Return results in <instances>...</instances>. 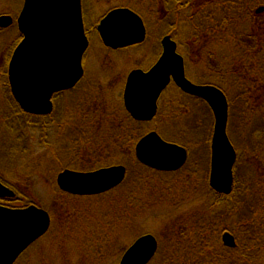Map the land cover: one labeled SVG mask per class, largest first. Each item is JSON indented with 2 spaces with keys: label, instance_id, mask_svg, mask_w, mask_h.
<instances>
[{
  "label": "rangeland",
  "instance_id": "rangeland-1",
  "mask_svg": "<svg viewBox=\"0 0 264 264\" xmlns=\"http://www.w3.org/2000/svg\"><path fill=\"white\" fill-rule=\"evenodd\" d=\"M252 1L256 3L252 10L254 16L252 22L261 24L264 22V11L258 13V10L264 9V0ZM23 4L24 0H0V17L11 16L15 20L19 16ZM121 6H136L143 14L149 28L147 42L142 46L131 47L132 49L129 51L113 53L108 56L110 60H104L105 50L100 44L98 33H96L97 24L108 11ZM149 6L150 4L146 0H84L86 30L89 32L92 45L87 53V61L85 56L83 67H85L87 83L91 85L92 89L96 88L92 90L94 94L104 92L103 88L101 89V84H105L108 79L113 84L120 85L124 73L127 75L129 69L140 67L142 64L147 65L150 63L152 55L159 52L158 46L154 42L163 35L160 34V29L164 27L165 23L157 14L159 10L154 9L156 13L153 11L151 13ZM152 7L151 5L150 8L153 10ZM188 10L189 8L185 11L182 10L181 16L175 21L177 31H174L177 32L174 35L176 36L174 40L179 45V52L186 59L187 77L197 84L224 85L222 88L227 91L229 101L228 124L230 127H228V132L235 138L238 156H241L242 159H252V156L250 157V154H247L248 151L246 153L245 150L251 141L263 142L264 140L263 134L260 132L254 134L253 139L250 138L252 130L259 129L257 122L260 121L261 111H264V103H262L264 93L258 96L246 95L242 86L234 84L232 79L234 74L238 78L242 75V78H250L252 83H256L263 74L251 77V73L246 75L245 70H239V67L234 70L231 67L224 68L223 64L233 66L235 63L233 53L240 52L235 48L243 47L246 43L251 47L252 53L259 55L257 62L263 63L262 67L264 68V48H260L262 43L248 39L249 34L242 37V35L234 33L233 22L229 23L230 17L222 19L220 14H215L212 19L215 27L213 32H216V35L212 34L207 37L205 33L209 32L195 30L194 20L189 14L191 10L189 12ZM164 12L166 11H163L161 15L165 14ZM181 17L182 21L179 20ZM172 26L174 25L171 23V26L166 27H170L172 30ZM168 35L172 37L171 34ZM18 36L16 25L0 29V177L20 192V195L15 193L13 199H0V206L24 208L29 204H35L53 214L55 219L53 228L51 227L47 235L39 239V243L31 247L17 264H118L124 252L123 249L142 234H153L158 240L160 238L164 241L171 240L172 232L176 230L175 223H179L181 218L185 219L189 216L190 211H199V208L203 207L202 205L206 204L207 200L211 201L210 197L207 198L205 195L208 192L205 184L208 165L205 162H207L208 156L210 158L214 117L212 119V112L207 103L186 96L178 91L175 85H171L169 93L162 100L160 118L152 123L142 124L136 127V130L132 128L136 124L129 122L122 112L119 113L117 120L113 121L110 119L112 117L111 110H104V108L103 110L95 108L96 111L91 109L86 112L75 110V113L72 112L63 119L62 124H51L52 121L62 120H57V117L46 119L45 122L49 126H43V123L38 120L28 123L26 119H23L20 123L21 119L15 115L14 108H11L7 92L9 89L8 77L7 71H5L7 55L12 54L11 49L13 46L16 47L15 41ZM144 56L146 62H143ZM213 57H215L214 61H212ZM251 65H254V61L249 60L247 66ZM83 85H86V77L84 83L79 87L82 88ZM105 92L107 93L106 99L111 101H115L120 93L119 88L112 92L109 90ZM78 96L79 101L82 94L76 93L75 98ZM172 101H175L174 105H172ZM84 105V109H86V103ZM245 107H248L251 112L246 111ZM173 108H175V113H172ZM6 113L13 114L14 120L10 118V121L5 119L3 122L2 117L6 116ZM176 115L178 119H171ZM100 118L105 119L102 122L105 126L101 129L98 128L101 123V120H98ZM90 121L92 122L88 124ZM151 130L158 131L166 141H178L188 149L189 159L182 175V185L177 186L174 183V180L176 181L178 178L173 174L169 176L156 175L154 178L160 179L161 182L151 203L149 205L147 203V207L140 203H134V201H139L137 200L138 195L136 198H132L134 201H128L127 204L121 200L123 208L119 209V217L116 216L117 202L114 200L115 198L108 200L99 198L97 202L90 201L88 203L76 202L74 198H71L67 201L70 206L69 210V206L65 205L66 202L62 201L64 197L57 192L59 188L55 182L57 175L63 171L59 167L60 161L65 162V165L70 167L68 170L72 171H95L105 167L125 165L127 175L128 170L137 174L135 163L130 162L128 154H123L121 150L119 158L114 156L115 145L113 141L110 142V139L126 133L129 140V136L133 134L136 136L138 132L147 133ZM200 130L201 133H198L199 136H197L196 133ZM44 141L49 147L44 145ZM116 144H118V139ZM124 145L128 146L127 141ZM75 155L77 156L75 157ZM55 157H57L56 160ZM71 160L74 163H71ZM262 165L260 164L258 167L261 168ZM80 166L86 167V169L80 168ZM39 167L42 169L36 170ZM123 188L128 191L127 186ZM123 198L124 196L121 197V199ZM69 213L72 214L70 222L66 223V229H61L62 224L66 222L65 214L69 216ZM91 219L94 220L93 223L90 222ZM107 221H112L118 229L111 231L112 236L119 232L121 239H118L117 244L114 243L116 245L113 248L106 249L104 244V253H102L104 256L97 259L98 256L92 252V246L94 247L96 241L103 235L98 227L99 224ZM88 231L91 232L90 238L86 236ZM169 231L171 232L169 233ZM85 242L90 246V250L85 247ZM162 252L159 251V253ZM157 261L156 259L151 264H157Z\"/></svg>",
  "mask_w": 264,
  "mask_h": 264
},
{
  "label": "water",
  "instance_id": "water-1",
  "mask_svg": "<svg viewBox=\"0 0 264 264\" xmlns=\"http://www.w3.org/2000/svg\"><path fill=\"white\" fill-rule=\"evenodd\" d=\"M82 0H25L16 20L22 41L14 49L8 68L13 97L25 112L46 115L52 111L54 93L75 87L84 76L83 57L89 42L85 33ZM264 9H259L263 12ZM14 24L11 16L0 17V28ZM106 47L125 48L145 41L143 19L129 8L112 10L97 26ZM163 53L148 72L135 70L128 77L124 93L126 110L139 122L151 121L163 90L171 83L184 93L207 102L214 116L209 183L219 194H230L234 183L237 153L228 134L229 105L222 90L192 83L185 74L184 58L171 36L162 41ZM137 160L160 172H176L188 158L187 150L164 141L156 132L136 145ZM124 166L91 172L65 170L57 177L59 189L75 196L107 193L125 180ZM15 192L0 182V199H13ZM50 214L36 205L25 208L0 206V264H16L51 227ZM224 246L236 247L234 235L222 236ZM158 250L153 235H144L126 250L119 264H149Z\"/></svg>",
  "mask_w": 264,
  "mask_h": 264
},
{
  "label": "trees",
  "instance_id": "trees-1",
  "mask_svg": "<svg viewBox=\"0 0 264 264\" xmlns=\"http://www.w3.org/2000/svg\"><path fill=\"white\" fill-rule=\"evenodd\" d=\"M146 1L149 2L150 6L151 5L153 6L152 7L153 10L150 8V6L148 7L150 12L152 13V11L154 12V9H158L159 11L157 12V14L161 16L159 18L162 20V22L165 23L163 25L164 27L160 29V34H171L172 38L174 39L176 37L174 35L177 33L174 32L177 31L175 29L177 26L175 21L179 18V16H181L182 10L185 11L187 8H189L188 12L191 10L189 14L192 15L191 19L194 20L193 26L195 27V30H197L198 32L201 30L203 32L213 33L215 27L212 19L214 18L215 14H220L222 19L227 18V16H229L231 19L229 23L232 24L233 22L232 27L234 33L240 34L242 35V37L249 34L250 37L248 36L249 37L248 39L250 40L254 39L258 43L261 42L262 44L260 45V48H264V22L261 24H254L252 22V19L254 18L252 10H253V6L256 4L252 0H218L217 2H213L214 0H146ZM121 7H127L133 10L138 15H140L144 20L143 23H145L147 27V33H149L148 31L149 28L144 19V16L141 12H139L136 6H121ZM166 8H168L167 10L169 11H167ZM163 11L166 12H164L165 14L161 15ZM179 20L182 21V17ZM208 22H209V26H208ZM171 23L172 25H174L172 26V30H170V27H166L168 25L171 26ZM18 37L15 41V44L16 43L18 44V42H20L21 40L20 39L21 37L20 36ZM12 49H14V46ZM12 49L11 52L13 51ZM235 49H239L240 51L239 53L241 54L233 53L234 57L233 56L232 57L235 59V63L233 64V66H231V64L230 66L228 64L226 65L223 64L224 68L231 67L232 69L235 70L237 67H239L240 68L239 70H245L246 75L247 73H251V77H255V75L257 76L259 74L261 75L263 74V76L259 78L261 82H259L260 81L259 80L256 83H252L250 78L247 77L242 78L241 77L242 75H240V78H238L234 74V77L232 79L234 81V84H237L238 86H242L243 92L244 93L246 92V95L258 96L264 93V68L262 67L263 63L257 62L259 55L257 56L254 53H252L251 47L248 46L246 43H244L243 47L242 46L236 47ZM10 56L11 53L7 55L5 71H7V65ZM214 58L215 57H213L212 61H214ZM249 60L254 61V65L247 66V62ZM215 86L220 88L226 94L227 91H225V89L222 88L224 87V85L216 84ZM8 95H9L8 96L9 101L11 102V108L12 107L14 108V113L17 117H19V115L25 116L26 121L28 123H34L35 122L34 120H37L35 115L28 114L24 112L22 109H20V106L12 97L10 91ZM174 102L175 101H172V105H174ZM262 103H264V101ZM245 108L246 111L251 112L248 110V107ZM174 109L175 108L172 109V113H175ZM211 117L213 119V114H211ZM127 119L129 122L136 124L135 126L134 125L132 126L134 130H136V127L142 125V123L133 121L129 116H127ZM171 119L174 120L178 119L177 115L175 117L172 116ZM257 123L259 129L252 130L250 138L253 139L254 134L260 132L263 134L262 137L264 139V111H261L260 121H258ZM228 127H230L229 124ZM147 133L138 132L136 136L132 133L133 135L131 134L132 136H129V140L128 137H126L127 136L126 133H123V135L120 136H116L115 138L112 137L110 139V142L113 141L115 145L114 156L116 158H119L121 150L123 154H128L129 156L128 159H130V162L132 161L135 163V172L137 171V174H134L131 170H128V175L127 178L125 179L126 181H123V183L118 187V189L116 188L110 192L99 195V197L97 196V197L76 198L68 194L62 193L58 190L57 192L62 194V196L64 197L62 201L66 202L65 205L69 206L67 201H69V199L71 198H74L76 202L80 201L86 203L90 201L97 202L99 198H101V200L103 199L108 200L111 198H115L114 200H116L117 202L116 216L119 217V211H120L119 209L121 207L123 208L122 202H125L127 204L128 201L129 202L134 201V199L132 198L133 197L136 198V195H138L137 200L139 201H134V203L137 204L140 203V205H143L144 207H147L151 203V199L152 197L154 198L156 196L157 193L156 189L159 187V184L161 182L160 179L156 180L154 178L156 175L164 174L169 176L170 174H173L175 175L176 178H178V180L176 181L174 180V183L177 186L182 185L183 182L181 181V179L183 177L182 176L183 173L185 172L186 166L178 172L165 174L151 170L148 167L141 165L137 161L134 150L135 145L142 137L146 136ZM198 133H201V130L196 133L197 136H199ZM228 135L237 151L236 143L234 140L235 138H233L229 134V132ZM130 137L132 138L130 139ZM117 139H118V144H116ZM126 141L128 146L125 147L124 143ZM168 142L181 145L180 143H178V141H174V140H170ZM44 145L46 147H49V145L46 144L45 141H44ZM181 146L185 147L184 145ZM13 151L16 150L13 149ZM245 152L247 154H250L249 156L250 157L252 156V159H248V158L242 159L241 156L240 157L238 156L234 167V184L230 194H219L211 189L208 180L209 179L208 175L210 173L209 171L210 158L208 156L207 162H205L208 165V171L205 174L206 175L205 184L208 189V192L205 195L207 196V198L210 197L211 201L209 202L206 199L207 200L206 204H203L202 205L203 207H200L199 211H194V210L190 211L189 216H187L185 219L180 217L181 218L179 220L180 222L175 223L176 230L175 232H172L173 233L172 239L169 241L168 240L164 241L162 238H160L158 240L159 248L157 254L155 255L154 259H152L150 264L153 263L156 259L158 260L157 264H264V140L263 142L251 141L249 147L245 150ZM76 156L77 155H75V157ZM57 157H55V160L57 159ZM71 163L74 162L71 160ZM59 164H60L59 167H61L62 170L70 168L67 167L65 165V162L63 161H60ZM260 164H263L261 168L258 167ZM31 165L34 166L33 164ZM70 166H74V165H70ZM80 168L86 169V167H81V166ZM137 168L139 169L137 170ZM41 169L42 168L39 167L36 170L40 171ZM0 180L3 182V184L13 189L17 193V195H20V192L14 186H11L10 183L6 182L1 177ZM124 186L128 187V191L124 190L123 188ZM122 196H124L123 199H121ZM121 200L123 201L121 202ZM147 203L148 205H146ZM65 205L63 206L65 207ZM68 208L70 210V206ZM67 215L68 214H65L66 222L62 224L61 229L62 228L66 229L65 226L66 223L70 222V217L72 216V214L69 213V216ZM51 216H52V225H53V221L55 217L53 214H51ZM90 222L93 223L94 220L91 219ZM98 227L101 229L103 235H101L100 238L96 241L94 247L92 246V250H93L92 252L94 253L95 256H98L96 257L97 259L98 258L101 259L104 256V254H102L104 253L103 252L104 248L105 247L106 249L108 247L113 248V246L117 244L116 242L118 241V239L119 240L121 239V236L119 232H116L117 234L115 236H112L111 231L118 230L116 229L112 221L109 222L107 221L106 223L105 222L100 223ZM88 232L86 236L90 238L91 232L90 233ZM170 232L171 231H169V233ZM226 232H229L232 235H234L236 240L235 248H228L223 245L222 235ZM142 235H140L139 237H141ZM38 243L39 242H37V244ZM104 244L106 246H104L103 248ZM131 244L132 243L130 242V244L123 249L124 251L123 254ZM85 247L88 250H90V246L86 244V242H85ZM159 251H163V252L159 253Z\"/></svg>",
  "mask_w": 264,
  "mask_h": 264
},
{
  "label": "flooded vegetation",
  "instance_id": "flooded-vegetation-1",
  "mask_svg": "<svg viewBox=\"0 0 264 264\" xmlns=\"http://www.w3.org/2000/svg\"><path fill=\"white\" fill-rule=\"evenodd\" d=\"M217 1L218 0H214V2H217ZM227 18H229V16H227ZM84 19H85V17H84ZM100 20H99V22H100ZM84 25H85V33L87 35L88 42H89V47H88L85 55L83 56V66H84V62H85V56H86V61H87V56H88L87 53L90 50V47H91L90 45H92V40L90 39L89 32H87V30H86V22L85 21H84ZM96 33H98V32H96ZM215 33L216 32L205 33V35L207 37H209L212 34L214 35ZM167 35L168 34H163L162 36L158 37L157 40H155L156 42H154V43H155L156 46H158L157 49H159V52H155V54L152 55V59L150 60V63H147V65L142 64V66L134 68V69H131V70L129 69L127 75H125L126 73L123 74V76H122V78L120 80V85L116 84V83L113 84V82L108 79V81H107L108 83L105 82V84H101V89L103 88L104 92H102L100 94H94L92 90H94L96 88L93 87V89H92L91 85H89L87 83V76H85L86 75V71H85V67H84V76H83V79L79 82V84L76 87H73L71 89L62 90V91L54 93L53 96L51 97V103H52V111H51V113L48 114V115H36V119L38 121H40L41 123H43L42 124L43 126H49L45 122L46 119L50 118V117H53V118L57 117L58 118L57 120H59V119H62V120H60L59 122L52 121L51 124L52 123L62 124L63 119L67 115H69L70 113H72V112L75 113V110L77 112H86V111H89L91 109L95 110V108L100 109V110H103V108H104V110H106V109L111 110L110 113H111L112 117L110 119H112L113 121L117 120V118L119 117V113H121V112L124 114L125 118L127 116L130 117L128 111L126 110V107L124 106L125 103H124V96H123L124 93H125L128 77H129L130 73L135 71V70H142V72L143 71L144 72H148L154 67V65L157 63L158 59L161 57V55L163 53L162 41H163L164 37L167 36ZM98 39L100 41V44L102 45V48L105 50V53L103 54V55H105L103 57L104 60L105 59L106 60H110V58L108 56H110L113 53H120V52H124V51H129L130 49H132L131 47L142 46L143 44H145L147 42V38H146V40L143 43H141V44H137V45H134V46L121 48V49H112V48H108V47H106L104 45L103 41L100 38L99 33H98ZM178 50H179V47H178ZM12 54H13V52H12ZM12 54L10 56L9 62L11 60ZM9 62H8V64H9ZM143 62H146L145 61V56L143 57ZM204 63H202V64H204ZM8 67H9V65H8ZM8 67H7V77H8ZM85 77H86V85H83L82 88H80L79 86L82 83H84ZM191 81L194 82L193 80H191ZM205 84H201V85H205ZM4 86H6V85H4ZM8 86H9V84H8ZM8 88L9 89H8L7 92L9 93L10 87H8ZM116 88H119L120 93H119V96H117V98L115 99V101H111V100L106 99L107 98L106 97L107 93L105 91L109 90V91L112 92V91H115ZM170 88H171V84H169L163 90L162 94L160 95L159 100H158V104H157L158 105V109H157V112L155 114V117L151 121L144 122V123H146V124L152 123V122H154V121H156V120H158L160 118L159 114H160V110H161V103H162L163 98L167 95V93H169ZM79 92L82 93V98L78 101L79 96L76 97V98H75V96H76V93H79ZM10 94H11V91H10ZM84 103H86V109H84V107H85ZM12 116H13V114L11 115L10 113L9 114L6 113V116L2 117L3 122H5V119H6V121H10V118L14 120V118H12ZM19 119H21L20 121L18 120L21 123L23 121V119H26V118H25V116H20L19 115ZM98 120H101V123L98 126V128L101 129V128H103L105 126V124L102 123L105 119L102 120V118H100ZM93 121H94V119H93ZM91 122L92 121H90L88 124H90ZM144 123H142V124H144ZM91 126H93V125H91ZM61 127H62V125H61ZM93 127H95V129H98L96 126H93ZM86 128H87V125H86ZM153 131L154 130H151L149 132H153ZM30 205H32V204H29L28 206H30Z\"/></svg>",
  "mask_w": 264,
  "mask_h": 264
}]
</instances>
